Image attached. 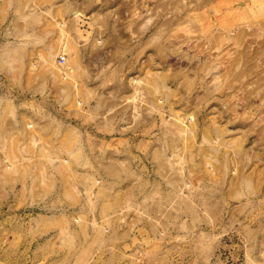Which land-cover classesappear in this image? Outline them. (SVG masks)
<instances>
[{
  "label": "rangeland",
  "instance_id": "1",
  "mask_svg": "<svg viewBox=\"0 0 264 264\" xmlns=\"http://www.w3.org/2000/svg\"><path fill=\"white\" fill-rule=\"evenodd\" d=\"M0 264H264V0H0Z\"/></svg>",
  "mask_w": 264,
  "mask_h": 264
},
{
  "label": "built area",
  "instance_id": "2",
  "mask_svg": "<svg viewBox=\"0 0 264 264\" xmlns=\"http://www.w3.org/2000/svg\"><path fill=\"white\" fill-rule=\"evenodd\" d=\"M58 59H59V64H60V65H63L64 62H65V57H64V55H59V56H58Z\"/></svg>",
  "mask_w": 264,
  "mask_h": 264
}]
</instances>
